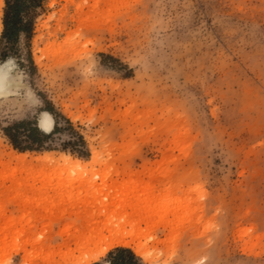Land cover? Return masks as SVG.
<instances>
[{
	"label": "rangeland",
	"instance_id": "obj_1",
	"mask_svg": "<svg viewBox=\"0 0 264 264\" xmlns=\"http://www.w3.org/2000/svg\"><path fill=\"white\" fill-rule=\"evenodd\" d=\"M0 22L17 84L0 97V264H84L69 239L113 187L122 213L153 201L138 243L157 257L127 247L142 263L264 264V0H2ZM47 108L57 129L27 137ZM19 122L31 150L4 135ZM63 155L85 171L59 174Z\"/></svg>",
	"mask_w": 264,
	"mask_h": 264
},
{
	"label": "bare ground",
	"instance_id": "obj_2",
	"mask_svg": "<svg viewBox=\"0 0 264 264\" xmlns=\"http://www.w3.org/2000/svg\"><path fill=\"white\" fill-rule=\"evenodd\" d=\"M1 5H2V0H0V7ZM0 29H1V22H0ZM36 60L38 61L39 58H37ZM10 77L12 76H11V68L9 66V61L0 63V97L9 96L11 94H14V91L17 89L16 88L17 84L13 83ZM46 117H51V115L46 111L41 112L37 120V126L38 124L43 122L46 119ZM49 127L50 128L52 127V120H49ZM45 133H48V132H45ZM13 154H14L13 157L16 161V164L19 165L21 169L30 171L35 168V166L32 164L33 162L26 160L24 153H19V154L13 153ZM51 158L52 157H50L49 153H44L42 156L37 157L36 161L40 162L42 166V168L40 167V169H43L45 166H49L53 162ZM91 158L92 159L95 158L94 153H92ZM60 159L62 163L58 167L59 174L68 173V176H69L70 173L75 172V171H85V168H84L85 165L83 166L81 161L78 159H73L67 155H63ZM60 180L61 181L59 182L57 181L58 183L55 184L53 188H51V189H54L55 193L60 192L63 188L69 187L70 186L69 183L70 184L73 183L72 181L73 179L70 180V178L69 180L68 179L64 180L63 178H61ZM78 180L82 181V179H78ZM74 182L76 181L74 180ZM43 188L44 190L40 191V194H42L45 197L46 195H48V191H47L48 189H46L47 188L46 184L42 185L41 189ZM115 188L114 187L110 188L112 190L109 193V197L107 198L109 199L110 204L112 202V199L116 197L115 195L119 193L116 191L117 189ZM138 200L141 201L140 198ZM142 201L144 203L145 200L143 199ZM149 201H152V200L149 199L147 201L146 199L145 207L143 208L141 207V209L139 208V210L136 209L137 207L136 208L133 207V210L130 214L122 213L119 210V208L123 204H126V199L121 202L119 201L117 205H110L109 203L103 204L105 206L103 208L104 210L103 213L101 212L99 216L96 215L97 217H93L91 220L88 219L89 221H86L84 219L85 220L84 227L81 230H78L75 237L69 239L68 245L72 244L75 247H79L83 249L81 259L83 258L84 264L94 262L95 254L101 248H104V247L112 248L113 245H118L122 247H130L131 245H133L135 246L136 255L143 258L145 262H148V263L151 262L153 258L157 256H154L153 252L151 253L148 249L144 248L141 244L138 243V238L142 232L141 224L145 222L148 223L149 217H151L150 212L151 213L153 212L152 211L153 209L152 210L150 209L153 207V204H151L153 203V201L151 203ZM141 203L139 205L137 203L136 204L138 207L143 206L141 205ZM131 205H134V204H131ZM109 206H111V208ZM8 230H10L9 227L0 229V245L4 242L5 237H6L5 235L9 232Z\"/></svg>",
	"mask_w": 264,
	"mask_h": 264
},
{
	"label": "trees",
	"instance_id": "obj_3",
	"mask_svg": "<svg viewBox=\"0 0 264 264\" xmlns=\"http://www.w3.org/2000/svg\"><path fill=\"white\" fill-rule=\"evenodd\" d=\"M3 37L5 38H10V35L8 34V23L6 22V20H3ZM50 115H52V118L54 120V126H55V130L57 129V122H56V118L55 115L51 113L50 109H46ZM67 122V120H65ZM28 124L27 122H19L17 124H14L11 127H7L3 129L4 135L8 138V140L10 141L11 145L15 148V149H19V150H31L32 148H30L31 146H26L24 148H19L18 144L16 142L15 139V135L12 134L10 131H12L13 129H17L19 126L21 125H25ZM40 130V129H39ZM37 130L36 127H31L28 129L29 133L27 135V137H30L31 135L37 133L39 134L41 137L46 138V135L43 133V131L41 132V130L39 131ZM112 261L113 264H130V262H135V264H145L142 263L135 255L134 253L127 247H120V250L116 253H112L110 254L109 257Z\"/></svg>",
	"mask_w": 264,
	"mask_h": 264
},
{
	"label": "snow or ice",
	"instance_id": "obj_4",
	"mask_svg": "<svg viewBox=\"0 0 264 264\" xmlns=\"http://www.w3.org/2000/svg\"><path fill=\"white\" fill-rule=\"evenodd\" d=\"M49 120H52V127H49ZM38 127L41 129V131L49 132L55 130L54 126V120L51 117H46V119L38 124ZM121 246L113 245L112 248H101L96 254L93 264H113V261L109 258L110 254L116 253L120 250ZM130 264H135V262H130Z\"/></svg>",
	"mask_w": 264,
	"mask_h": 264
},
{
	"label": "crops",
	"instance_id": "obj_5",
	"mask_svg": "<svg viewBox=\"0 0 264 264\" xmlns=\"http://www.w3.org/2000/svg\"><path fill=\"white\" fill-rule=\"evenodd\" d=\"M39 129V128H38Z\"/></svg>",
	"mask_w": 264,
	"mask_h": 264
}]
</instances>
